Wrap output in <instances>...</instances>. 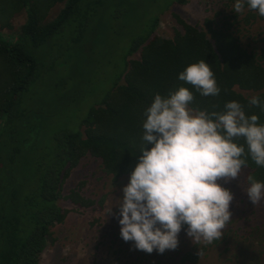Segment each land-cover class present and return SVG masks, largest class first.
<instances>
[{
	"label": "trees",
	"instance_id": "obj_1",
	"mask_svg": "<svg viewBox=\"0 0 264 264\" xmlns=\"http://www.w3.org/2000/svg\"><path fill=\"white\" fill-rule=\"evenodd\" d=\"M129 1L0 0L2 27L12 28L11 19L26 11L18 34L0 32V264H41L51 227L67 216V210L58 203L63 182L83 156L89 153L99 158L103 171L114 179L131 174L142 155L144 112L157 93L167 96L180 86L188 87L194 94L190 107L209 112L223 111L225 103L235 100L243 105L247 116L256 114L264 124V111L249 106L251 97L243 93L253 91L264 102V50L260 54L249 51L240 37L242 26L264 17L251 10L246 0L243 18L232 9L217 27L214 19L206 18L207 30L180 19L183 30H177L173 38L155 34L160 14L172 3L186 4L189 0H173L160 8L146 31L128 42L126 62L113 87L76 128H70V119L53 121V115L63 110V102L71 96L62 73L56 84L59 96L43 105H52L53 110L28 107L31 89L41 84L42 78L60 73L49 71L54 67L50 63L46 70L41 67L50 58L55 61V40L60 41L66 33L72 38L89 35L85 42L77 40L83 44L91 36L101 39L104 15L100 7L127 5ZM57 4L62 6L48 19ZM78 43L69 42L66 47ZM66 47L60 55L67 60L73 54H68ZM41 48L44 51L40 53ZM139 51L140 58L128 59ZM201 59L215 75L221 89L218 96H202L178 78L187 65ZM63 116L67 118L65 112ZM237 143L244 144V140ZM146 147L151 148V144ZM242 168L248 170L247 177L264 182V167L256 165L250 156ZM68 197L79 205L92 202L76 190ZM262 202L264 207V199ZM198 258L194 249L183 259L195 263Z\"/></svg>",
	"mask_w": 264,
	"mask_h": 264
},
{
	"label": "rangeland",
	"instance_id": "obj_2",
	"mask_svg": "<svg viewBox=\"0 0 264 264\" xmlns=\"http://www.w3.org/2000/svg\"><path fill=\"white\" fill-rule=\"evenodd\" d=\"M172 1L131 0L127 5L125 3L121 6L100 7L101 15H104L101 39L97 40L95 36H91L83 44L77 40L85 42V37L89 35L84 38L75 35L72 38L71 34L66 33L60 37V41H57V38L55 50L52 51L55 61L50 58L41 67L45 69L50 63L54 67L49 65L52 68H49V71L57 70L60 73L48 79L42 78L41 84L31 89V96L27 100L28 107L40 108L42 112L52 111V105H43L48 103L49 98L59 96L56 84L62 73L66 78L68 90H71V96L67 102H63V110L53 115V121L70 119L73 124L70 128L78 127V122L87 115L90 108L96 106L113 87L116 76L126 62L128 42L133 41L138 34H143L153 18L160 13L159 9ZM234 3L235 0H189L186 4L172 3L160 14L155 34L163 38H173L177 30H183L180 19L206 29L205 19L212 18L216 21L214 26L217 27L227 15L232 14ZM61 6L62 4H57L48 19H52ZM245 13L246 7L238 13L239 18H243ZM25 20L26 11L17 13L11 19L13 27H2L0 24V32L5 35L18 34ZM240 37L249 51L260 54L264 50V20H256L251 25L242 26ZM69 42L71 45H79L67 48ZM65 47L68 54H73L72 58L67 60L60 55V51ZM43 51L44 48H41L39 52ZM77 57L80 59H76ZM131 58H140V51L128 57ZM61 60H65V63ZM123 82L124 79L121 80V83ZM243 93L248 97L256 94L253 91ZM64 112L67 118L63 116ZM247 172L246 168H242L236 179L219 181L234 194L230 204L231 220L223 229L220 240L197 245L187 235V225H184L178 236L179 245L175 250H165L162 254L153 250L149 254L136 249L134 242H125L120 235L117 203L123 196L122 189L128 184L130 175L114 179L103 171L101 160L88 153L70 170L63 182L58 203L67 210V216L64 222L51 227L40 263L264 264V207L262 199L257 205H253L249 200L245 191L249 186L246 180ZM73 190L78 191L87 202H92L85 205L75 204L68 197ZM110 208L112 212L108 214ZM194 249L199 253L197 262L185 261L184 255Z\"/></svg>",
	"mask_w": 264,
	"mask_h": 264
},
{
	"label": "clouds",
	"instance_id": "obj_3",
	"mask_svg": "<svg viewBox=\"0 0 264 264\" xmlns=\"http://www.w3.org/2000/svg\"><path fill=\"white\" fill-rule=\"evenodd\" d=\"M246 3L264 17V0ZM244 5L245 0H235L233 10L240 13ZM178 78L202 96H218L221 91L203 59L187 65ZM193 100L185 86L154 96L144 112L142 155L117 203L122 239L149 254L175 250L184 225L197 245L220 240L231 220L234 194L219 181L236 179L249 156L264 167V124L256 114L247 116L235 100L225 103L223 111L211 112L190 107ZM248 103L264 111L258 96ZM240 139L244 144L237 143ZM247 180L245 191L257 205L264 199V182L251 175Z\"/></svg>",
	"mask_w": 264,
	"mask_h": 264
}]
</instances>
